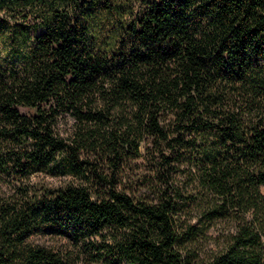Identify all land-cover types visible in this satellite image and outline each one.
<instances>
[{"label": "trees", "instance_id": "obj_1", "mask_svg": "<svg viewBox=\"0 0 264 264\" xmlns=\"http://www.w3.org/2000/svg\"><path fill=\"white\" fill-rule=\"evenodd\" d=\"M263 186L264 0H0V264H264Z\"/></svg>", "mask_w": 264, "mask_h": 264}, {"label": "rangeland", "instance_id": "obj_2", "mask_svg": "<svg viewBox=\"0 0 264 264\" xmlns=\"http://www.w3.org/2000/svg\"><path fill=\"white\" fill-rule=\"evenodd\" d=\"M20 112L26 115H34L35 110L31 108H20ZM62 125V124H61ZM136 165H132V168L135 170L131 171V173H127V177L125 178V182H133V179L136 178V176H140L141 178L144 176H147L149 174L148 167H146V164L143 163V161H138L135 163ZM133 174V175H131ZM34 182H43V183H48L50 185H57L59 182V178H49L45 177L44 175H37L35 178H33ZM4 186L3 188H5ZM261 192L264 194V186L261 187ZM40 243H44L46 245L53 246L55 244L59 243V240L57 238H49V237H40L38 238ZM102 264V263H98Z\"/></svg>", "mask_w": 264, "mask_h": 264}]
</instances>
